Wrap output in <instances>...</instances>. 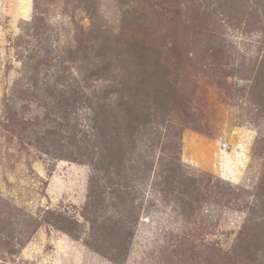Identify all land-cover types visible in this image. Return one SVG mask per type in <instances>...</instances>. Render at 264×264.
Instances as JSON below:
<instances>
[{"label":"rangeland","instance_id":"1","mask_svg":"<svg viewBox=\"0 0 264 264\" xmlns=\"http://www.w3.org/2000/svg\"><path fill=\"white\" fill-rule=\"evenodd\" d=\"M0 264H264V0H0Z\"/></svg>","mask_w":264,"mask_h":264}]
</instances>
